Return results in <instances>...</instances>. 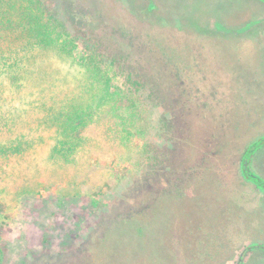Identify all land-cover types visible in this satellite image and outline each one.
<instances>
[{"label":"rangeland","instance_id":"374dc122","mask_svg":"<svg viewBox=\"0 0 264 264\" xmlns=\"http://www.w3.org/2000/svg\"><path fill=\"white\" fill-rule=\"evenodd\" d=\"M2 1L1 19H41L31 32L66 53L0 54L1 145L24 150L0 162V264H238L242 252L240 264H264L242 246L253 224L204 220L202 204L220 181L237 184L242 152L264 135L259 105L236 99L231 69L206 54L227 27L205 0ZM94 68L120 95L104 122ZM60 106H83L74 134L48 120ZM65 143L76 151L56 153Z\"/></svg>","mask_w":264,"mask_h":264},{"label":"crops","instance_id":"0c3cea01","mask_svg":"<svg viewBox=\"0 0 264 264\" xmlns=\"http://www.w3.org/2000/svg\"><path fill=\"white\" fill-rule=\"evenodd\" d=\"M204 3L206 13L219 15L228 28H225L221 34H215L219 37L218 40L210 39V44L206 45L208 46L206 54L214 58L216 62H220L219 67L222 70L231 69L230 80L227 83L241 87L237 92L238 95L236 94V99L259 105L252 111L255 115L264 116V19H262L264 18V2L261 0H205ZM215 19L211 16L212 21ZM240 21H252L253 25L245 28L242 24L239 27ZM244 37L253 38L256 49L254 52H245ZM248 148L242 152V158ZM248 167L252 174L264 180V145L249 155ZM220 185V188L212 190L214 193L212 203L205 201L202 204L205 223L253 224L251 231L246 233L248 237L243 239L242 246L245 245V251L250 246L254 247L247 253L261 250L260 247L264 248V191L248 180L244 174L238 176L237 184L223 185L220 181ZM260 252L264 253L262 250Z\"/></svg>","mask_w":264,"mask_h":264},{"label":"trees","instance_id":"16d2710c","mask_svg":"<svg viewBox=\"0 0 264 264\" xmlns=\"http://www.w3.org/2000/svg\"><path fill=\"white\" fill-rule=\"evenodd\" d=\"M16 3L12 4L11 7H16L15 6ZM3 5V1L0 0V11ZM20 9V8H19ZM1 16V15H0ZM3 18V17H2ZM28 19V18H26ZM25 20V18H22L21 20H16V21H12L11 19H9L8 17H5L3 19L0 18V54L3 53H9L8 56L10 58H15V60L17 61V56L21 59L24 60V57H28L29 56V60L34 59L35 55H38V53L41 51H46V50H55L54 52L58 53L59 55H63L66 53L65 49H63V43L61 41V38H54L51 35L44 33V31L42 32V30H39L36 34H33L31 32V30L34 27H40L39 23L41 22L39 20H35V19H29L28 21H23ZM37 23V24H35ZM15 27H18V29L16 30ZM42 32V33H40ZM10 39V50L9 52L7 51H3L4 46L6 41ZM17 43L19 44V49H12V43ZM46 48V49H45ZM94 74H92L91 79L93 80L92 82V91H94L96 88H98V86L101 84L104 86V95L107 96L105 98H102L101 103H98L94 106V109L99 112V118L98 121L101 122L105 120V116L108 115V113L113 112L116 113V110L118 109L117 105L120 104V95L116 94L112 88L110 86H108V82L107 79L105 78V75L102 73V71H99L97 68H94ZM87 70V69H86ZM91 72L93 71L90 70ZM90 72V73H91ZM94 95V93H93ZM93 99V98H90ZM93 107L89 106L88 109H91ZM75 112H72V114L67 110V108H63V106H60L58 113L56 114V116H53L52 118L48 119H56L58 122H65L62 124V127L65 128L67 126V124L69 123L70 125H72L73 129L72 132L73 134L76 132V126L78 123H82L83 122V106H79L78 108H75ZM66 111L68 113H66ZM67 114H65V113ZM79 125V124H78ZM5 124L3 125L2 120H0V134L3 132V129L5 128ZM69 129L67 128L66 131H68ZM70 131V130H69ZM72 134L73 139H76L75 135ZM72 139V140H73ZM2 144V140L0 139V162L2 161V159H8L10 158L11 155L13 154H17V153H22L23 150V143L20 142L18 144V142H8V143H3ZM65 146L68 145V150L65 152V147H56V153H58L59 155L62 153L65 154H69L70 152H75L76 151V145L75 144H69V143H65ZM264 145V137H261L259 140H257L255 143H253L252 145H250V147L247 149L246 153L243 156V161L245 163H249V155L253 154L259 147ZM249 172H247L246 170H244L243 174L244 176L252 181L260 190L264 191V180L259 178V177H252L250 175V169L248 167ZM209 178H204V181H206ZM173 189V188H172ZM177 194L175 196H179L183 197L185 194V190L182 188L179 189H175ZM175 190H168L167 193L165 192V197L166 196H170L171 193ZM184 192V193H183ZM184 194V195H182ZM167 197V198H168ZM174 198V196L172 197ZM134 218L136 216H133ZM132 217V218H133ZM142 220V219H141ZM134 222V223H133ZM131 222L133 224H141L139 222H137V220L134 219V221ZM259 249V248H258ZM260 249L264 252V248L260 247ZM261 250H253V252L256 251H261ZM252 252V253H253Z\"/></svg>","mask_w":264,"mask_h":264},{"label":"water","instance_id":"95a60500","mask_svg":"<svg viewBox=\"0 0 264 264\" xmlns=\"http://www.w3.org/2000/svg\"><path fill=\"white\" fill-rule=\"evenodd\" d=\"M261 137H264V135L263 136H261ZM260 137V138H261ZM259 138V139H260ZM258 139V140H259ZM244 168H243V172H244V170H246L247 172H249V170H248V164L247 163H244V166H243ZM250 175L252 176V177H254V178H256L257 176H255L254 174H252L251 172H250ZM254 247L253 246H250L249 248H247L246 250L247 251H250L251 249H253ZM245 251V250H244ZM242 256H243V254H241L240 255V257H239V261H238V264H240V262H241V260H242Z\"/></svg>","mask_w":264,"mask_h":264},{"label":"flooded vegetation","instance_id":"af4514ba","mask_svg":"<svg viewBox=\"0 0 264 264\" xmlns=\"http://www.w3.org/2000/svg\"><path fill=\"white\" fill-rule=\"evenodd\" d=\"M261 1H263V2H264V0H261ZM245 253H247V252H245Z\"/></svg>","mask_w":264,"mask_h":264}]
</instances>
